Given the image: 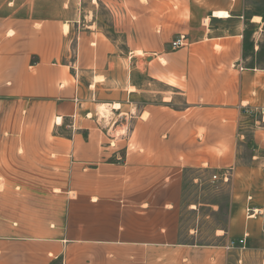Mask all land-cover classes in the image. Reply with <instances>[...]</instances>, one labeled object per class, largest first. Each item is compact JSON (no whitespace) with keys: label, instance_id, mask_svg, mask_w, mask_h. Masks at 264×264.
<instances>
[{"label":"crops","instance_id":"1","mask_svg":"<svg viewBox=\"0 0 264 264\" xmlns=\"http://www.w3.org/2000/svg\"><path fill=\"white\" fill-rule=\"evenodd\" d=\"M104 5L130 43L139 41L144 26L145 47L135 45L125 54L100 32L98 17L74 29L71 22L0 18V185L34 184L19 171L41 164V155L94 152L90 139L101 132L93 125L107 118L100 117L103 107L116 123L135 118L133 134L147 139L145 152L163 167L230 173L232 185L250 188L234 190L235 203L243 204L217 234V244L186 242L181 228L170 225L117 227L109 239L69 237L61 226L42 222L48 215L42 208L31 201L35 209L26 208L17 195L19 211L9 205L0 213V264H234L240 249L227 250V243L245 235L248 242V234L259 232L254 221L241 223L242 208L255 207L248 219L255 218L260 209L254 204L264 196V67L248 66L246 57L262 52L263 17L246 16L245 0ZM180 35L187 45L173 50ZM126 72L128 81L122 80ZM138 72L155 85L159 103L142 109L134 104L141 93L134 81ZM103 90L115 98L101 100ZM175 97L183 99L182 108L171 107ZM73 118H80L76 132ZM155 137L161 143L149 144ZM11 214L33 221L3 219Z\"/></svg>","mask_w":264,"mask_h":264},{"label":"rangeland","instance_id":"2","mask_svg":"<svg viewBox=\"0 0 264 264\" xmlns=\"http://www.w3.org/2000/svg\"><path fill=\"white\" fill-rule=\"evenodd\" d=\"M110 1L0 0V18L16 19L11 21L31 18L37 22L43 20L71 22L74 29L75 25L79 27L83 23L88 26L91 19L98 17L100 32L115 41L125 54L135 45L145 47V31L142 29L144 26H139L143 33L139 36V41L132 43L127 40L126 34L119 32L120 27L115 30L113 11L104 5ZM123 1L134 4L146 2V0ZM245 3L249 8L246 16L260 14L264 17V0H245ZM138 9L141 13L145 11L144 6H138ZM20 23L24 24V20ZM63 30L65 31V27ZM138 55L139 71H143L145 60L142 52H138ZM246 57L248 66L263 68L264 44L261 54L255 57L248 53ZM128 77L129 74L126 72L122 80L128 81ZM137 79L134 81L140 86L141 93L134 104L142 109L148 104L159 103L160 97L155 96L156 87L149 84L145 74L138 72ZM101 92L103 95L101 100L115 98L113 92L108 90ZM173 103L172 108L184 106L181 97H175ZM102 108L100 117L105 115L107 118L93 125V128L98 127L101 130L99 136L90 139L93 141L94 152L41 155L39 159L41 164L37 161L32 169L19 171L22 177L34 178V184L0 185V213L3 207L9 205L16 206L11 207L13 211H19L18 199L15 197L21 195L20 200L26 202V208L35 209L30 205H36L48 214L41 219L43 223L50 222L61 226L69 237L109 239L117 227L170 225L181 228L179 237L186 242L219 243L220 241L216 239L217 234L227 230L234 208L237 206L239 208L240 204H243L238 200V203H235L234 190L241 193L250 187L234 186L230 180L220 181L223 177L220 171L163 167L156 161L153 153L145 152L147 139L133 134L135 118L126 117L116 123L115 116L110 112L105 113L104 108L101 111ZM145 117L144 114L143 118ZM70 126L76 132L81 126L80 118L77 121L73 118ZM83 131L86 140V132ZM246 140L245 142L249 141ZM148 142L156 146L161 143V138L148 139ZM250 156V152L243 154L244 163H249ZM215 175L217 180L213 179ZM228 176L232 179L230 173ZM256 193L260 194L261 189L258 188ZM3 196L7 197L2 198ZM261 200L254 204L260 209L256 212L255 218L248 219L254 214L255 207L249 205L242 208L241 223L245 227L248 222L254 221L259 227V232L248 234L246 249L235 251L237 262L234 261V264H264V196ZM11 215L13 217L5 215L3 219L33 221L23 217L18 219Z\"/></svg>","mask_w":264,"mask_h":264},{"label":"built area","instance_id":"3","mask_svg":"<svg viewBox=\"0 0 264 264\" xmlns=\"http://www.w3.org/2000/svg\"><path fill=\"white\" fill-rule=\"evenodd\" d=\"M172 48L174 50L176 49H180L182 47H185L187 45V39L184 35H180L177 39H175L173 42H172ZM249 113V110L247 111ZM214 180H217V175H215L213 177ZM229 180V177L228 175H224L223 177H221L220 181H223V182H228ZM246 245H247V235H245L242 239H233V240H230L228 243H227V246H226V249L227 250H232V249H244L246 248Z\"/></svg>","mask_w":264,"mask_h":264},{"label":"bare ground","instance_id":"4","mask_svg":"<svg viewBox=\"0 0 264 264\" xmlns=\"http://www.w3.org/2000/svg\"><path fill=\"white\" fill-rule=\"evenodd\" d=\"M67 31H69V27H68V25H65V32L67 33ZM119 107H120V105H115L114 108L118 109ZM104 109H105V108H104ZM104 109L102 108L101 111H103ZM103 113H104V112H103ZM58 122H61V119H59Z\"/></svg>","mask_w":264,"mask_h":264},{"label":"trees","instance_id":"5","mask_svg":"<svg viewBox=\"0 0 264 264\" xmlns=\"http://www.w3.org/2000/svg\"><path fill=\"white\" fill-rule=\"evenodd\" d=\"M263 20H264V17H263ZM245 48L250 50L251 47H249L248 44L245 43Z\"/></svg>","mask_w":264,"mask_h":264}]
</instances>
